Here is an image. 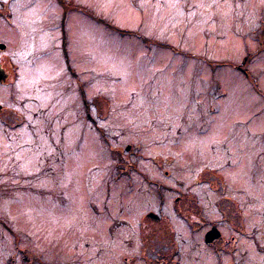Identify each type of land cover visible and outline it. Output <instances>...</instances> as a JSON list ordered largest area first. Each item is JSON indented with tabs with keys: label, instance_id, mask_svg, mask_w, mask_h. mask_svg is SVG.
Wrapping results in <instances>:
<instances>
[{
	"label": "rangeland",
	"instance_id": "rangeland-1",
	"mask_svg": "<svg viewBox=\"0 0 264 264\" xmlns=\"http://www.w3.org/2000/svg\"><path fill=\"white\" fill-rule=\"evenodd\" d=\"M263 5L0 0V264H152L169 233L139 225L154 185L188 186L213 219L219 196L190 186L219 168L247 170L231 193L264 212Z\"/></svg>",
	"mask_w": 264,
	"mask_h": 264
},
{
	"label": "flooded vegetation",
	"instance_id": "flooded-vegetation-1",
	"mask_svg": "<svg viewBox=\"0 0 264 264\" xmlns=\"http://www.w3.org/2000/svg\"><path fill=\"white\" fill-rule=\"evenodd\" d=\"M198 3H195L196 5L194 4L192 6L194 10H197ZM186 5L187 4L184 6ZM185 8L186 12L190 11L187 6ZM260 10L259 19L264 31V5ZM2 73V76L5 79L1 80V82H4L8 78V73H5L3 70L1 71V74ZM6 126L11 127V125L8 124H6ZM95 126L100 128L97 125ZM101 126L104 129L106 128L103 125ZM118 155L120 156V161L122 163H124L122 157H127L129 159L127 153H123L122 151H118ZM128 166L130 167V164H128ZM119 169L121 170L119 173L120 176H127V172L124 168L121 169V167H119ZM212 172L215 173L204 175L199 172L197 178L192 181L190 187L196 188V190L208 187L212 194L219 196V199L214 203L218 217L213 219L206 216L205 205L198 191L196 192L199 194L197 196V194L188 190V186L184 187V185L179 184L177 187H172L164 184V190V188L158 187L159 184L157 186L154 185L157 190V210L145 213L140 218L139 225L143 227L142 231L144 233L148 220L164 223L167 226L169 233L167 238H164V240L161 239L162 243L160 244V247L163 248V251L157 254V257L152 260V264H213L215 260L214 257H216L217 264H252V262L254 264L259 259V254L264 255V245L262 247V244H259L257 239L258 235L256 233L258 228H251L252 222L256 221V219L259 220L260 218V221L264 222V212L259 208L255 213L249 215L247 212L248 210H246L244 205L245 200H242V198L231 193L234 185H239L243 181L246 182L247 170L238 171L234 169L219 168L212 170ZM166 176L169 177V174H166ZM174 192L177 193L175 196H168L172 195ZM167 198L169 199L168 209L170 207L174 216L165 214ZM69 203V201L61 203L60 208L66 209ZM6 223L8 224V222ZM226 228H228L229 232L225 230ZM184 231L189 232L190 236L197 241L196 245L193 243L188 244L189 242L184 238ZM166 235L167 234H165V236ZM196 235L198 236L196 237ZM88 238L91 239L92 236H86V239ZM245 242H254L258 248L254 250L249 248L245 249L242 246ZM201 245L206 248L207 253L205 252V254L203 253L199 256L196 255V252L204 251V248H199ZM26 250L27 249H25V251ZM136 256L138 258L137 264H147L146 255L144 258L140 255ZM204 256H206V259ZM23 257L24 260H29V257ZM38 261L39 264H49L46 260L39 258L38 256H35L34 258L32 257L28 264H37ZM50 264L64 263H61L58 260Z\"/></svg>",
	"mask_w": 264,
	"mask_h": 264
},
{
	"label": "trees",
	"instance_id": "trees-1",
	"mask_svg": "<svg viewBox=\"0 0 264 264\" xmlns=\"http://www.w3.org/2000/svg\"><path fill=\"white\" fill-rule=\"evenodd\" d=\"M246 75H247L248 78L251 79L252 76H251V74L249 72H246ZM252 81H253L252 83H254L256 85L255 80H252Z\"/></svg>",
	"mask_w": 264,
	"mask_h": 264
},
{
	"label": "water",
	"instance_id": "water-1",
	"mask_svg": "<svg viewBox=\"0 0 264 264\" xmlns=\"http://www.w3.org/2000/svg\"><path fill=\"white\" fill-rule=\"evenodd\" d=\"M0 47L2 48V49H4L5 47H4V45H0Z\"/></svg>",
	"mask_w": 264,
	"mask_h": 264
},
{
	"label": "bare ground",
	"instance_id": "bare-ground-1",
	"mask_svg": "<svg viewBox=\"0 0 264 264\" xmlns=\"http://www.w3.org/2000/svg\"><path fill=\"white\" fill-rule=\"evenodd\" d=\"M0 79H1V77H0ZM8 79V78H7ZM261 146H263V145H261Z\"/></svg>",
	"mask_w": 264,
	"mask_h": 264
}]
</instances>
